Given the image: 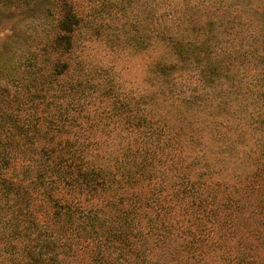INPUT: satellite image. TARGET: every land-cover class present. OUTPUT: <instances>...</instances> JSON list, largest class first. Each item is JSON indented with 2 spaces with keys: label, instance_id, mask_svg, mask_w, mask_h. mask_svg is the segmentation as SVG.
Returning <instances> with one entry per match:
<instances>
[{
  "label": "trees",
  "instance_id": "1",
  "mask_svg": "<svg viewBox=\"0 0 264 264\" xmlns=\"http://www.w3.org/2000/svg\"><path fill=\"white\" fill-rule=\"evenodd\" d=\"M155 4L136 90L75 53L90 9L44 3L0 90V264H264V0Z\"/></svg>",
  "mask_w": 264,
  "mask_h": 264
},
{
  "label": "rangeland",
  "instance_id": "2",
  "mask_svg": "<svg viewBox=\"0 0 264 264\" xmlns=\"http://www.w3.org/2000/svg\"><path fill=\"white\" fill-rule=\"evenodd\" d=\"M78 1L84 10L90 9L93 18L92 29L87 24L82 26L75 45V53L85 60L82 63L85 68L96 78L108 74L120 78L127 88L138 90L146 86L148 65L155 54L153 33L150 44L145 45L146 24L153 19L154 26L155 0ZM45 2L47 0H0V90L6 88L12 96L14 89L10 79L25 72L32 51L41 40L44 42L45 30L41 27L51 24L45 17ZM118 5H123V10H119ZM201 120L205 122V116ZM202 139L205 140V133ZM227 159L220 157L219 168L224 165L228 178L236 180L242 168L239 163H245Z\"/></svg>",
  "mask_w": 264,
  "mask_h": 264
}]
</instances>
